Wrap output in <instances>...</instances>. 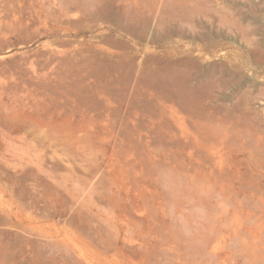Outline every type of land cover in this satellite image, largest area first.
Masks as SVG:
<instances>
[{
	"label": "rangeland",
	"instance_id": "obj_1",
	"mask_svg": "<svg viewBox=\"0 0 264 264\" xmlns=\"http://www.w3.org/2000/svg\"><path fill=\"white\" fill-rule=\"evenodd\" d=\"M82 1L79 6L67 9L49 0H0V245L3 243L6 248L0 250V264H110L106 258L115 257L121 264H138L144 257L150 259L148 264H171L170 255L161 250L160 258L148 254L142 239L127 233L125 225L109 228L112 206L96 193L97 167L108 172L111 163L119 160L121 154L125 156L122 159L131 158L127 150L131 148L136 159L130 160L140 163L145 150L130 143L127 148L129 141L122 135L121 117L113 113H117L118 97L112 91L113 94L107 93L108 89L124 86L122 83L131 72L129 64L138 62L140 55L153 59L147 69L152 72L159 63L185 61L196 58L198 53L207 54L211 62L220 61L221 53H229V60L239 70L228 69L218 76L217 81L221 80L223 85L221 91L207 86L205 91L210 92L204 96L208 99L200 94L201 98L195 97V103H200L199 109H205L208 117L215 118L214 124L223 123L219 124L221 127L229 122L226 127L237 129L235 126L241 127L242 121L264 120V83H259L264 79V0H206L207 3L205 0H163L165 5L160 2L152 14L154 19L151 15L133 23L122 13L118 17V0L114 3L112 0ZM178 8L181 11L176 12ZM183 20L188 25L181 26ZM75 22L78 23L73 27ZM51 51L62 61H50ZM208 62L199 65L197 75L206 72ZM38 66L45 67L46 71L36 70ZM57 67L60 70L54 71ZM45 72L51 73L52 78L49 85L41 86L40 79ZM250 73L257 75V83ZM56 80L57 84L53 82ZM145 86L142 88L149 89L150 96L153 90ZM137 115L129 116L130 121ZM147 117L143 120L149 125ZM143 128L142 132H146V127ZM118 138L124 139L125 145ZM144 138L149 140L146 135ZM150 147L160 149L161 145L151 142ZM118 149L127 154L120 152L117 156ZM232 202L233 198L225 207L229 209ZM195 210L199 214L205 211L204 208ZM165 215L170 222L173 209L168 207ZM240 215L243 228L258 225L257 240L264 253V206L251 205ZM228 216L233 222L231 212ZM178 225L172 232L184 235L186 231ZM228 230L225 255L231 259L243 243V237L235 236L232 226L228 225ZM102 237L108 240L103 241ZM239 264L250 262L241 260Z\"/></svg>",
	"mask_w": 264,
	"mask_h": 264
},
{
	"label": "bare ground",
	"instance_id": "obj_2",
	"mask_svg": "<svg viewBox=\"0 0 264 264\" xmlns=\"http://www.w3.org/2000/svg\"><path fill=\"white\" fill-rule=\"evenodd\" d=\"M49 1L57 2L62 8L67 9L81 4V0ZM86 1L88 2V0ZM114 1L115 0H112V3H114ZM162 1L163 0H118L117 2L120 7L118 10L120 11L117 12H119L120 16H117L121 17L120 13H122V15L127 18L128 22L130 20V22L133 23L132 21H137V19L141 17H151L155 9ZM205 1H201V4ZM207 1L205 3H207ZM89 2H92V0ZM163 3L164 2L161 4ZM197 3L199 4V2ZM43 4L46 5V2H43ZM103 5L104 4H102V6ZM181 5L182 3L179 5V8ZM193 5L194 2L191 7H193ZM173 6L175 7V5ZM103 7H105V5ZM161 7L159 10L160 12L162 9ZM47 8L45 7L46 11L49 10V8L48 10ZM179 8L176 12H179L178 10L181 9ZM187 8H189V6H187ZM98 10H100V8L96 11L98 12ZM183 10H186V6H184ZM51 11L53 10L51 9ZM61 11L63 10L61 9ZM98 14H102L101 16H103L104 13L100 12ZM117 16H115V18ZM61 18L63 19V17ZM189 19L190 21L188 20V22H191V18ZM209 19L207 18V20ZM62 21L64 22V20H61V23ZM70 23L72 22L70 21ZM76 23L78 22L73 23V27ZM183 24L188 25L184 22L181 26ZM14 26L16 25L14 24ZM52 54L53 56H51L50 61L53 63L56 61H62V59L56 57L51 51V55ZM222 54L223 53H221L222 57L218 62H211L207 54L198 53L196 58H189L185 61L182 60L173 64L170 62L159 63V65L152 72L147 69L150 67V60L153 59H147L148 57L145 55H140L138 62L129 64L131 72L129 77H127L128 79L123 76V80L125 78L127 80L125 83H122L124 86H119L115 89L110 88V86L108 89L109 92H107L110 93L112 91L118 97L117 113H113L118 114L121 117L124 129V131H122V135L124 137L126 136L127 138L125 137V139H128L129 141L127 148H130L132 144H136L141 150L145 149L142 150L144 152L143 157L141 156L142 158H138L141 162L138 163L136 160V163L132 162L131 160L133 157L135 158V156H133L135 155V152H133V150L131 152L132 148L127 149L124 146V139L122 140L118 138L122 141V143H124L123 146L131 152L132 155L129 152L128 154L132 159L130 157L129 158L131 160L122 159L125 158V156L122 157L121 153L127 152V150L124 148L126 150L124 151L123 147H121L123 152L118 149L117 151L119 154H117V156L121 154L119 157L122 160L117 159V161L115 158L117 162L113 161V163H111L109 167L110 170L108 172L100 170V167H97L96 169L98 172V174H96V180L98 179L96 181V193H100L106 199V204L108 206H112L111 209L113 211V217H109L108 219L109 228H113L114 226L120 224L125 225L126 232L128 231L131 232V234H137L140 239H142L145 244H143V246L147 247L146 249L148 250V254H152L155 257L160 258L158 253L159 250H161L170 255L169 259L172 260L171 264H239L241 260H244V263L249 261L250 264H264V253L261 252V247L257 240V230L259 229L258 225L251 224L247 226V228H243V221L240 220V214L246 212L251 205L257 206L260 203L261 206H264V120L257 118L254 122L252 120H249L248 122V120L243 119V117L242 119L246 122L242 121L241 127L238 125V128L233 125V123L231 124L237 129L226 127L229 122L225 125V127H221L223 123H219L221 126L216 122L214 124L212 119L216 121L215 118L213 117L211 119V117H208L205 113V109H199L200 103L198 105L195 103V97L199 95V98H201L200 94H203L204 96L210 92L207 91L206 93L205 87L207 86L208 88L213 87L214 90L220 89L221 91L222 84H220L221 80L217 81L218 76L221 77L228 69L230 72H232L231 70L233 69L234 71L238 69V67L235 69V65H233L234 62L231 63L232 59L229 60L228 57L230 56L231 58L229 53L226 55ZM190 55L193 54L191 53ZM115 57H117V55H115ZM65 60H67V58ZM207 61H209L208 63L210 66H205L207 68L206 72L202 73V70H204L202 69V72H200L202 73L201 76L197 75L196 72L198 71L197 69L199 68V65ZM113 62L112 64L114 65L115 63ZM65 63L68 65L67 61H65ZM44 64L42 63V65ZM45 66L47 67V65ZM38 67L41 69H35L40 70V72L42 69L46 71L45 67ZM186 67H189L190 70ZM59 68L57 67L56 70H53L57 71ZM117 69L120 68L118 67ZM51 73L49 74L45 72L43 74L40 79L41 86L49 85L52 78ZM57 73L58 72L55 74L59 77L60 74ZM71 73L74 72L71 71ZM254 74L253 77H249H252V79L256 82L257 75L254 76ZM226 75L228 76V74ZM53 82H56L57 84V80ZM235 82L237 83L239 80L236 78ZM262 82L264 83V79L259 83ZM143 84L144 86L146 84L148 88L153 90V93L150 94V96L147 94L150 90L148 88V90H146L145 88L146 91H144V88H142ZM230 87H232V84ZM112 92L111 94H113ZM259 93H261V90ZM211 94H215V92ZM211 94L210 96H212ZM245 95H247V93ZM256 95L261 96V94H257V91ZM210 96L208 95V97ZM247 97L249 99L250 95L248 94ZM206 98L207 97L204 99ZM239 98L242 99L241 97H238V99ZM207 108L209 109V107ZM242 110L244 113V109ZM242 110H239V112ZM122 112H125L123 116ZM133 113H138V115L140 114L139 116L137 115L138 119H140L139 117L142 118L140 120H143L145 116L147 117L149 115L148 117L150 120H148L149 118L147 117V122H151V124L148 123L149 125H146L144 120H139V123H136L138 121V119L134 120L137 118L136 116L133 119L135 122H132L133 120L130 121L129 116H132ZM141 113L143 115L144 113L148 115L141 116ZM245 118H248V115ZM242 119L238 120L241 121ZM140 122H143L145 126L140 125ZM143 127H146V132H142L144 129ZM145 135L149 137V140L144 138ZM151 142L160 144L161 148L156 149L150 147ZM118 144H116L117 147ZM241 196H243L244 199H239ZM232 198L234 199V202L230 203L229 209H227L225 205L227 206V203L230 202ZM168 207L173 209V216L171 217L170 222L166 220L167 217L165 215ZM197 208H204L205 211L199 214L195 210ZM229 212L232 214L233 222L229 221ZM135 214L136 216L138 214L139 218L134 217ZM179 219H183L184 225L187 226L186 233L181 236L173 233V227L175 226L177 228L179 226ZM234 224H237V226H234ZM228 225L233 227L235 236L243 237V243L237 247L233 258L231 259H228L225 255L226 243L230 237ZM124 238L126 239V237ZM101 239L103 241L108 240L106 237H102ZM150 240L153 242L151 243ZM1 244L2 246L0 245V250H3L4 245L3 243ZM109 244H111V242ZM7 245L5 247H7ZM206 247L210 248L207 249ZM106 259V261L110 264L122 263L118 257ZM149 260L150 259L148 257H144L142 261L138 262V264H148ZM30 261L32 263V260ZM26 262H28V260ZM69 264L73 263L71 262Z\"/></svg>",
	"mask_w": 264,
	"mask_h": 264
},
{
	"label": "clouds",
	"instance_id": "obj_3",
	"mask_svg": "<svg viewBox=\"0 0 264 264\" xmlns=\"http://www.w3.org/2000/svg\"><path fill=\"white\" fill-rule=\"evenodd\" d=\"M181 224V227L186 231L187 230V226L184 225L183 221H178Z\"/></svg>",
	"mask_w": 264,
	"mask_h": 264
}]
</instances>
